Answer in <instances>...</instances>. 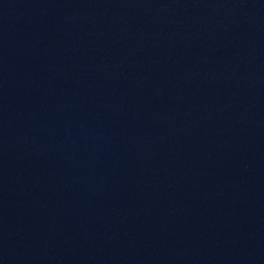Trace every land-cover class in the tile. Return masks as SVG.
<instances>
[{"label": "water", "instance_id": "95a60500", "mask_svg": "<svg viewBox=\"0 0 264 264\" xmlns=\"http://www.w3.org/2000/svg\"><path fill=\"white\" fill-rule=\"evenodd\" d=\"M0 264H264V0H0Z\"/></svg>", "mask_w": 264, "mask_h": 264}]
</instances>
